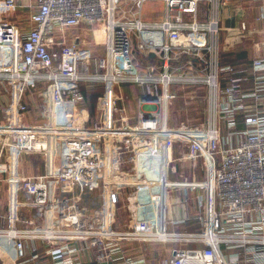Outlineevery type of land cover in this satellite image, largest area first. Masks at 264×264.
Wrapping results in <instances>:
<instances>
[{
	"label": "built area",
	"instance_id": "obj_1",
	"mask_svg": "<svg viewBox=\"0 0 264 264\" xmlns=\"http://www.w3.org/2000/svg\"><path fill=\"white\" fill-rule=\"evenodd\" d=\"M149 1L164 3L163 21L143 20ZM202 1L0 0V244L13 240L17 258L34 241L50 264H80L84 253L93 264H148L132 244L175 242L157 264H264V111L244 105L264 96V58L253 61V86L244 92V70L225 65L218 43L207 41L218 35V21L198 22ZM83 25L104 33L103 54L68 38ZM39 84L41 122L28 119ZM85 84L102 86L94 120ZM125 84L147 87L133 125ZM190 85L200 88H184ZM203 88L202 120L170 126L169 106ZM177 144L187 158L202 159L203 182L170 180ZM23 155L41 157L44 173L23 174ZM184 187L200 190L198 232L168 229L191 218L174 219L184 208L170 195ZM95 197L102 200L92 212L87 203ZM29 209L39 222L23 218Z\"/></svg>",
	"mask_w": 264,
	"mask_h": 264
},
{
	"label": "crops",
	"instance_id": "obj_2",
	"mask_svg": "<svg viewBox=\"0 0 264 264\" xmlns=\"http://www.w3.org/2000/svg\"><path fill=\"white\" fill-rule=\"evenodd\" d=\"M155 3V4H154ZM165 18V6L162 1H149L145 4L143 8V20L145 22H161ZM216 20L218 21L220 31L215 37L213 33L207 34V41L209 44L218 43L220 47V52L222 56L223 63L230 64L239 69L244 70V73L241 75L245 78L243 83V91H251L253 82H252V63L257 58H264V1L262 0H241V1H232L224 5L220 0L207 1L203 0L199 5L198 12V22L207 23L209 21ZM245 24V29L241 28V24ZM235 34H242L243 38L234 41ZM68 38H80L86 43V46L93 49L97 55L104 53V33L101 31H95L92 28L83 25L79 28L72 29L68 32ZM97 38H100L101 41H97ZM98 46L102 48L98 49ZM102 52V53H99ZM153 60L150 61L152 64L158 63L155 54L150 56ZM149 57V58H150ZM150 58V59H151ZM187 57L182 56L178 63L185 61ZM146 61L140 60L141 70H146ZM94 86L90 84L88 87ZM198 89L200 87H190L188 89ZM139 91V95L147 91V87H142L134 84H125L124 85V94L127 98V113L129 116L132 114L130 112L131 108L134 106L128 105V101L136 97V103L139 111L138 96H136ZM6 94L0 95L1 100H6ZM42 95L37 93L33 95L32 100V109L29 112V120L33 121L35 118H40V103ZM196 98L187 96L184 99V102L179 103V110L183 114L187 111L186 107L193 108L194 100ZM190 101V102H189ZM178 101L173 102L168 108V118L169 125L174 127L177 122H173V109L174 105ZM190 104V106H188ZM192 105V106H191ZM246 111L255 112V111H264V96L260 100L253 98L246 99L244 101ZM191 110V109H190ZM204 110V108H203ZM90 111V110H89ZM138 114V112H137ZM204 114V112H203ZM243 113L237 114L238 118V128H243ZM133 116V115H132ZM131 116V117H132ZM184 116V115H183ZM138 117V116H137ZM36 120V119H35ZM137 118L132 117L131 123L136 122ZM41 121V120H40ZM188 151L181 144H177L173 151V162L171 164L170 170V180L175 183H190V182H203L206 179V170L203 164L202 159H189L187 158ZM40 160V162L38 161ZM30 162H35V166H40L36 170H32L31 174L44 173V161L41 157L37 155H23L20 162V169L23 174H28L25 172L24 164H29ZM32 167V166H31ZM34 167V166H33ZM29 175V174H28ZM175 191V195H174ZM199 189H191L190 187H184L180 189H174L170 195V199L176 203H182L183 205V216L182 213L174 215V219H184L186 217H191L183 225L180 226H169L170 231H177V228H181V232H198L201 230V225L195 215L198 213V204L196 195L199 193ZM100 197L92 198L88 201L87 205L89 209L93 212L98 208L99 203L101 202ZM125 201L124 194L120 197V203L117 207V222L115 226L119 229H124V220L123 214L121 213V205ZM180 205V204H179ZM94 208V209H93ZM4 214V213H3ZM181 217V218H178ZM184 217V218H182ZM25 220H31L39 222L40 220L36 219L34 215V210L29 209L23 214ZM0 221H4L3 217ZM38 224V223H36ZM20 229H28L31 225L23 224L19 226ZM158 244L161 247H155ZM150 245H155L151 247ZM177 243H148V244H132L130 246V252L133 255L145 256L148 264H157L161 261V257H156V254H159V250L162 248H170V253L172 250L177 247ZM197 246V244L190 243L188 247ZM34 248H37V251H34ZM44 246L38 244V242L28 241L25 257L19 259L16 257V251L14 248L13 240L8 242H2L0 244V264H50L51 260L44 253ZM36 256V257H35ZM160 258V259H158ZM165 257H163L164 259ZM80 264H93L84 253L81 257Z\"/></svg>",
	"mask_w": 264,
	"mask_h": 264
},
{
	"label": "rangeland",
	"instance_id": "obj_3",
	"mask_svg": "<svg viewBox=\"0 0 264 264\" xmlns=\"http://www.w3.org/2000/svg\"><path fill=\"white\" fill-rule=\"evenodd\" d=\"M19 15H20V17H22V19H25L26 16L28 15V11L27 10H23ZM95 31H100V29L95 28ZM103 38L104 37H102V41H103ZM97 41L100 42L101 39L97 38ZM100 48H102V46H98V49H100ZM99 53H102V52H99ZM205 92L206 91L203 88V89H201V90H199V91H197V92H195V93H193L191 95V96H194V98H196V99L192 100L194 102V105L193 106L191 105L193 108L189 107V109H188V107H186L187 111L184 114H183V112H181L179 110V107H178L179 103L182 104L181 102H184V98H180V99H177V100L174 101V102L178 101V103H176L174 105L173 118H172L173 122H177L176 126L182 121H189L192 124H196V123H199L202 120L203 112H204V110L206 108V104H207V96H205ZM138 95H139V91L137 92L136 96H138ZM179 101H181V102H179ZM128 105L134 106V107L131 108L132 112H130V113L133 115V116L131 115L132 117L137 118V116H138L137 112H139V111H138V107H137L138 105L136 103V97L132 98V100H129L128 101ZM188 106H190V104ZM203 108H204V110H203ZM0 116L3 117V114L1 112H0ZM35 119L33 121H38L39 122L41 120V119H38V118H35ZM136 122H137V120H136ZM136 122L134 121L132 123V125L135 124ZM222 130H223V132L227 131V129L224 128V126H223ZM38 161L40 162V160H38ZM39 167L40 166H35V162H30L29 164H24V168L23 169H25V172H27L28 174H31V172H34L32 170H36V168H39ZM174 195H175V191H174ZM4 196H2V197H4ZM2 197H0L1 198V200H0L1 202L4 201V198H2ZM2 204L4 205V202ZM177 229H178V231H181V228L180 229L177 228ZM155 245H150V246L151 247H154V246L157 247L158 246L157 248L161 247L158 244H155ZM170 250H171L170 248L169 249L168 248H162L161 250H159V254H156V257H158L160 255L159 257H161V260L163 259V257H165V258L166 257H170V255H171ZM158 259H160V258H158Z\"/></svg>",
	"mask_w": 264,
	"mask_h": 264
},
{
	"label": "trees",
	"instance_id": "obj_4",
	"mask_svg": "<svg viewBox=\"0 0 264 264\" xmlns=\"http://www.w3.org/2000/svg\"><path fill=\"white\" fill-rule=\"evenodd\" d=\"M85 84L81 87V93L84 98L85 106L90 110L91 119H95L97 114V99L102 94V86L99 84H94V86L88 87ZM43 86L39 84L36 90H33L35 94L41 93ZM32 91V92H33Z\"/></svg>",
	"mask_w": 264,
	"mask_h": 264
},
{
	"label": "bare ground",
	"instance_id": "obj_5",
	"mask_svg": "<svg viewBox=\"0 0 264 264\" xmlns=\"http://www.w3.org/2000/svg\"><path fill=\"white\" fill-rule=\"evenodd\" d=\"M190 87H199V86H184V88H186V89H188V88H190ZM192 89H194V88H192Z\"/></svg>",
	"mask_w": 264,
	"mask_h": 264
}]
</instances>
